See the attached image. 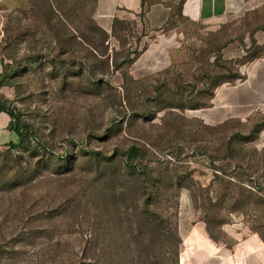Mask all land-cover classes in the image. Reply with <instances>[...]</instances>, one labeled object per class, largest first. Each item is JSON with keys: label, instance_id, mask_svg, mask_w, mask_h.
<instances>
[{"label": "rangeland", "instance_id": "374dc122", "mask_svg": "<svg viewBox=\"0 0 264 264\" xmlns=\"http://www.w3.org/2000/svg\"><path fill=\"white\" fill-rule=\"evenodd\" d=\"M10 1L0 102L28 140L0 149V264H264V114L200 107L248 22L109 33L97 0Z\"/></svg>", "mask_w": 264, "mask_h": 264}, {"label": "crops", "instance_id": "0c3cea01", "mask_svg": "<svg viewBox=\"0 0 264 264\" xmlns=\"http://www.w3.org/2000/svg\"><path fill=\"white\" fill-rule=\"evenodd\" d=\"M10 2L20 7L32 0ZM178 10L191 21L248 22L244 33L220 51L218 84L209 101L203 100L201 106L208 118H228L232 113L247 118L264 99V0H97L95 19L109 33L116 22L127 19L137 20L149 32L168 26ZM11 122L12 117L0 111V149L20 140H15L18 133L11 128Z\"/></svg>", "mask_w": 264, "mask_h": 264}, {"label": "trees", "instance_id": "16d2710c", "mask_svg": "<svg viewBox=\"0 0 264 264\" xmlns=\"http://www.w3.org/2000/svg\"><path fill=\"white\" fill-rule=\"evenodd\" d=\"M43 2H44V4H45V6H44V4H43ZM40 1V0H32V7H35V5L37 4V6H40V3H41V6H43L45 9H46V12H47V14L46 15H50V14H52L53 15V17H55V18H57L58 20H59V22H62V21H60V18H61V20L63 19V20H65L64 18V15L62 14L61 15V13H62V11H60L57 7H56V5H55V3L53 2V0H45V1ZM96 5H97V1H96ZM97 7V6H96ZM55 10V11H54ZM96 10V9H95ZM96 25V24H95ZM97 26V25H96ZM116 28V27H115ZM115 28H114V30H113V32L115 31ZM101 29V28H100ZM103 29H101L100 31H102ZM106 36V38H105V41L106 40H108V38H109V35H108V33L105 31V30H103L102 31ZM78 39H80V40H82L83 42H85V40H84V38L82 37V36H79L78 37ZM87 44V43H86ZM89 47H92L91 45H89V44H87ZM94 49V51H97L98 52V50L97 49H95V48H93ZM99 53V52H98ZM104 55V54H103ZM220 57V56H219ZM220 61H221V58H220ZM221 66V65H220ZM220 72V71H219ZM218 72V73H219ZM217 73V83L215 84V86L218 84V74ZM214 86V87H215ZM213 93H211V95H212ZM203 103V102H202ZM202 105H200V107H201ZM0 111H5V112H7L11 117H12V122H11V128L14 130V131H16L17 133H18V135H19V137H20V140H19V142H17V143H11L10 145H8L6 148H15V147H17V146H19V145H23L25 142H26V140H28V135L25 133V132H27L26 131V129H25V126L24 125H22L21 123H20V121H19V119L17 118V116H16V113H15V111L14 110H12L6 103H3V102H0ZM138 153V148L137 147H132L129 151H128V156H127V160H126V162L128 163V165L130 166V167H134V164H133V159H135L136 158V154ZM149 198V200H153V196H149L148 197ZM146 204H149L148 203V201L146 202ZM146 204H145V207H147L146 209H147V211H149L148 209H150L151 207L149 206V205H147L146 206ZM153 218V217H152ZM154 219V218H153ZM153 221V220H152Z\"/></svg>", "mask_w": 264, "mask_h": 264}, {"label": "built area", "instance_id": "2783aa9c", "mask_svg": "<svg viewBox=\"0 0 264 264\" xmlns=\"http://www.w3.org/2000/svg\"><path fill=\"white\" fill-rule=\"evenodd\" d=\"M256 111H260L261 113L264 114V99H262L256 106H255Z\"/></svg>", "mask_w": 264, "mask_h": 264}]
</instances>
